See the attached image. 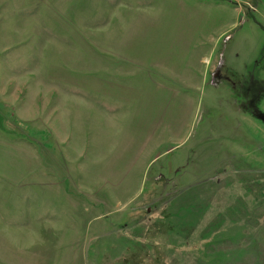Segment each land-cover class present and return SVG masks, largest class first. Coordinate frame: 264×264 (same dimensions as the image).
Masks as SVG:
<instances>
[{"label": "rangeland", "instance_id": "1", "mask_svg": "<svg viewBox=\"0 0 264 264\" xmlns=\"http://www.w3.org/2000/svg\"><path fill=\"white\" fill-rule=\"evenodd\" d=\"M263 47L264 0H0V264H264V121L212 77Z\"/></svg>", "mask_w": 264, "mask_h": 264}, {"label": "flooded vegetation", "instance_id": "2", "mask_svg": "<svg viewBox=\"0 0 264 264\" xmlns=\"http://www.w3.org/2000/svg\"><path fill=\"white\" fill-rule=\"evenodd\" d=\"M225 39L228 40L229 35ZM262 59H264V47L257 58H254L251 68L245 73H239L231 65H227L221 54L219 62L213 69L212 77L216 86L225 85L230 90V99L237 104L241 112H247L258 120L264 121V112L257 107L258 101L264 96V78L256 71L264 68V64L259 63Z\"/></svg>", "mask_w": 264, "mask_h": 264}, {"label": "crops", "instance_id": "3", "mask_svg": "<svg viewBox=\"0 0 264 264\" xmlns=\"http://www.w3.org/2000/svg\"><path fill=\"white\" fill-rule=\"evenodd\" d=\"M153 12L156 13L157 11L155 10ZM158 18H159V13H158V16H155L154 15V17H153V19H155V22L157 21L156 19H158ZM45 191H46V194L44 196H48V197L45 199V201H46L45 207L42 208L43 209V214L42 215L41 214L40 215H36L35 218H34V222H33L32 225L31 224H25V221L22 218V219H20V220H22V222L19 225L13 224V223H9L8 226H12L13 227L15 225V227L17 226V228L18 227H20V228H26V227L29 228L30 227L29 229L32 231V234H34V230L33 229L36 226L38 228V225L41 224V223H42L41 225H43V226H47L48 225V227H52V226L53 227H56V226H59V224H55L54 225L52 223L53 218L55 216H57L58 214H60L59 213L60 208H61V212H62L63 211V207L70 206V203L68 202V196L70 194H73L74 195V193L72 191L71 192H68L67 189H66V187L58 186L56 184L53 187L46 188ZM60 195H62V196H60ZM26 197L27 196H22L21 198H23L26 201V199H25ZM8 198H9V201H8ZM57 198L60 199L61 202L63 201V205L62 206L60 204L57 205V202H58ZM6 200L8 202V205L4 204L3 206H5V207L12 206V205L14 206L15 200L13 198V194H10L9 193L8 194V197L6 198ZM70 207H72V206H70ZM72 211H73V209H71V212ZM77 211L78 210L76 208L75 212H77ZM77 214H80L79 211H78ZM61 216H67V214L61 215ZM63 220L66 222V225H67V223H68L67 219L65 218ZM7 221L8 222L12 221V216L11 215L8 216V220ZM71 223H73V224L75 223L72 226H75V227L78 226V223H76V220L75 219H73L71 221ZM23 230L26 231L25 229H23ZM42 234L45 235L44 232H42Z\"/></svg>", "mask_w": 264, "mask_h": 264}, {"label": "trees", "instance_id": "4", "mask_svg": "<svg viewBox=\"0 0 264 264\" xmlns=\"http://www.w3.org/2000/svg\"><path fill=\"white\" fill-rule=\"evenodd\" d=\"M185 195L188 197L189 193L185 192L182 193V195ZM185 202V201H184ZM181 205L180 204V200L175 198V196L171 197L170 199L167 200V203H166V208L164 209L165 210V214L163 215L162 219H159V221L162 223V224H166L167 225V229L171 232H173V234H175L177 232V230L175 229V225L176 223L174 222V219L173 217H176L177 216V213H178V208L177 206ZM179 211H182L181 208H179ZM186 211V210H185ZM189 210L186 211L185 213V219H187L191 214L190 212L188 213ZM173 221V222H172ZM184 222V221H183ZM190 222V221H188ZM185 230V233L186 235L190 232V228H186L184 229ZM163 241V240H162ZM174 240H171V239H168L166 238L165 239V242L169 244V247H171L172 245V242ZM234 242V241H233ZM234 247V246H233ZM166 256L168 253H164ZM229 261V259H227ZM168 264H170L168 262Z\"/></svg>", "mask_w": 264, "mask_h": 264}]
</instances>
